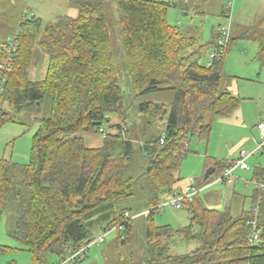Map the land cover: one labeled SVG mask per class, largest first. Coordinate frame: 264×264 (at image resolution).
Returning a JSON list of instances; mask_svg holds the SVG:
<instances>
[{
  "label": "trees",
  "instance_id": "trees-1",
  "mask_svg": "<svg viewBox=\"0 0 264 264\" xmlns=\"http://www.w3.org/2000/svg\"><path fill=\"white\" fill-rule=\"evenodd\" d=\"M111 1L119 17L133 90L140 95L174 93L170 107L151 102L139 105L148 118H166L164 134L139 147L148 161L141 176L146 181L143 189L148 202L141 264H264L260 206L264 190L257 191L260 195L255 192L256 203L250 210L233 217L229 208L205 207L199 199L200 189L186 186L196 193L181 200L178 210L188 212L189 223L173 229L153 222L155 212L164 209L159 205L161 196L172 195L171 200L185 194L176 182L190 137L209 136L214 120L229 117L241 100L220 89L224 56L235 39L230 37L223 54L211 59L209 66L200 64L199 39L185 36L168 22L167 11L173 4L162 0ZM75 6V18L62 19L43 30L40 19L22 18L11 57L8 40L12 37L0 42V65L9 59V66L0 70V129L15 123V113L39 114L45 99L50 104L48 118L37 121L28 163L19 165L0 158V217L17 205L15 227L8 235L23 246L33 264H52L47 254L64 258L89 245L97 232L101 235L111 230L108 235L115 233V240L124 244L134 230L132 210L117 208L132 198L136 181L128 174L133 141L128 137L127 111L117 82L104 6L89 0H77ZM219 30H214L211 42L215 52ZM41 31L47 41H38ZM242 39L259 45L257 56H262L264 67V32L249 29ZM37 44L48 56L46 75L31 82L28 74ZM86 134L101 135L102 144L86 146ZM231 165L208 158L205 166L213 172L197 182L198 186H230L217 181ZM254 179L264 182V169L256 167ZM157 193H161L158 199ZM251 219H255L258 231V242L252 246L248 241ZM175 237L197 248L186 255L170 256ZM7 249L0 246V253ZM88 250L83 259L72 264L87 259Z\"/></svg>",
  "mask_w": 264,
  "mask_h": 264
},
{
  "label": "rangeland",
  "instance_id": "rangeland-1",
  "mask_svg": "<svg viewBox=\"0 0 264 264\" xmlns=\"http://www.w3.org/2000/svg\"><path fill=\"white\" fill-rule=\"evenodd\" d=\"M76 1L13 0L12 6H10L9 1L0 0V42L7 41L8 37L14 34V30L18 28L21 18L30 17L34 12L40 13L44 17L43 30L56 24V18L51 16L54 10H59V15H63L68 5L76 8ZM89 1L100 2L104 6L117 82L122 90L123 104L127 111L128 137L133 141L134 157L131 160L128 174L136 182L132 198L120 202L117 206L118 209H131L132 214H134V230L130 239L122 244L119 240H115L116 234L111 233L105 238L104 243L90 246L86 255L87 259L80 264H141V256H143L144 251L141 247L144 216L148 212L146 189H143L146 181L141 176L143 171L147 170L148 161L139 147L142 143L164 134L166 118H148L139 111V105L142 102H151L152 104L170 107L174 93L168 90L140 95L133 90L127 72V59L116 6L111 0ZM213 1L216 2V0H210L205 4H211L208 11L209 14L205 18L196 14L186 13L191 9L186 11L168 9L167 11L169 24L184 31L183 34L185 36H193L199 39L202 49H199L197 58L200 64H207V66L210 65L209 54L213 50L210 30L211 27L217 28L220 20L217 6L214 7ZM224 1H220L223 9L225 7L228 8ZM190 2L188 4L189 8L202 5L200 0H191ZM2 5L3 8H1ZM75 15L76 13H72L73 17ZM179 22L181 25L178 24ZM190 23L193 25L188 30L190 31L189 34H186L184 26ZM224 23L225 21L222 20L221 24L223 25ZM195 28H198V31ZM235 34L234 32V39L237 37ZM38 41H47L42 31ZM257 49L258 45L252 40L235 39L230 51L225 54L220 89L229 88L231 94L241 100L230 117L225 119L216 118L214 120L209 136L195 134L190 137L187 144V152L181 159L177 174L176 187L179 190H184L186 186L197 187L200 189L199 199L205 207L218 210L229 208L233 217L239 215L242 211L250 210L256 203L254 195L259 190V187L253 183V174L256 167L264 168V148H260L259 153L246 161L247 170L240 171L236 169L234 171L232 185L226 186L225 183L213 186L207 183L198 186L197 182L203 179L207 170L205 164L208 158L232 163L240 150L248 153L251 151L250 148L244 144H239L238 141L243 126H236L230 120L231 117L235 116L236 112H240L242 116H245L243 120L250 130L260 119H264V70L259 71L258 64V60L263 58L262 56H257L256 58ZM243 50L247 51V53L243 52ZM47 61V54L37 44L33 50V59L28 74V79L31 82L44 79ZM43 68L45 70L42 71V76H39V71L43 70ZM49 108V101L45 99L39 107V114L27 113L26 111L14 114L13 120L15 123H8L0 129V158L19 165L28 163L32 136L37 130V121L48 118ZM22 125L28 126V128ZM100 138L101 135H99L98 139ZM19 176L20 174H15L17 180H19ZM157 194L158 199L161 193ZM257 194L260 195L258 192ZM170 197L172 195L159 198V205H164V209L155 212L153 222L156 226H170L173 229L184 227L189 223V214L185 209L174 210L169 206L167 203ZM261 199V219L264 220V191ZM17 214V205H13L0 217V246L8 248L3 253H0V264H8L10 262L14 264H33L30 255L24 251L23 246L8 235V232L15 227ZM96 232L97 230L94 233ZM95 235H100V232ZM196 248V244L187 243L175 237L172 240L169 255L173 257L186 255ZM46 257L50 263L55 264L57 261L54 255L47 254Z\"/></svg>",
  "mask_w": 264,
  "mask_h": 264
},
{
  "label": "crops",
  "instance_id": "crops-1",
  "mask_svg": "<svg viewBox=\"0 0 264 264\" xmlns=\"http://www.w3.org/2000/svg\"><path fill=\"white\" fill-rule=\"evenodd\" d=\"M6 1L7 2L9 1L10 6H12L13 0H6ZM162 1H166L170 4H173L174 7H171L169 10L179 9L182 11H186L188 9H191L190 11H187L186 13L196 14L199 17H203V18H205L209 14L208 11L210 10V7H211V4L205 5L210 0H200L201 1L200 4H202L201 6H194L191 8H189V6H188V4L191 3L190 2L191 0H162ZM220 1H222V0H216V2L213 1L214 7L217 6L216 8L219 12L220 20L218 22L219 24H217L218 25L217 28L211 27V30H210L211 40H214V38H215L214 32L216 31V29L218 30V28H220L221 26L226 24V22L229 18H230V37L233 40H234V35H233L234 32L236 33L235 35H237V37L235 39H240V40H251V39H242L243 34L249 29H253L255 32H264V0H225L224 4L226 2V5L228 8L225 7L224 9L222 8ZM1 8H3V5L1 6ZM72 13L77 14V10H76V8L71 7V5L70 6L68 5V8L66 9V12L63 15H59V10H54L53 15L51 14V16H54V18H56L55 23H57L62 19L75 18L76 15L73 17ZM49 14H50V11H49ZM30 17H35V18L40 19L41 25L44 23V21H43L44 17L40 13L34 12L32 15H30ZM222 20L225 21V23L223 25L221 24ZM178 24L181 25L180 22ZM191 25H193V24L190 23V24L184 26V28L186 30V34H189L190 31H188V30L190 29ZM18 26H19V24H18ZM18 30H19V27L14 30L13 35H15V33ZM195 30L198 31V28H195ZM180 31L184 32L182 30H180ZM203 31H204V29L201 32L203 33ZM13 35H10L8 38L12 37ZM233 43H234V41H233ZM212 52L215 53L214 49L212 50ZM243 52L247 53V51H245V50H243ZM256 52H257L256 53V58H257V55L259 53V45H258V49L256 50ZM211 53L209 54V57H210ZM222 54H219V55H222ZM259 60H258L259 71H263L264 67L261 65L262 61H261V59H259ZM46 67H47V65H46ZM44 70L45 69L43 68V70L39 71V76H42V71H44ZM38 80H40V79H38ZM223 90H226L231 94V92L229 91V88H227V89L223 88ZM234 112H235V110L231 113V115ZM243 117L245 118V116H242L240 112H236L235 116L231 117L230 121L233 122L236 126H240V125L243 126V130L240 132V136L238 137V141H239V144H244L246 147L250 148L251 151L249 153H251L252 151H254L257 148V144L260 143V141H261V135L259 134V131L257 130V124L258 123H264V119H260L257 122V124L255 123L256 125L254 124V126L249 130L248 126L245 125ZM226 118H228V117H226ZM220 119H223V118H220ZM34 134H35V132H34ZM98 137H99V135L86 134L83 136V139H84L86 146L97 148L102 144L101 138L98 139ZM252 142H254V143H252ZM262 148H264V146ZM257 152L259 153L260 149ZM254 155L255 154H253L252 156H254ZM252 156L248 157V159H250ZM237 157H238V155L236 154L235 159ZM261 168L264 169L263 167H261ZM240 171H243V170H240ZM253 183L257 184V185H264V182H258L255 179L253 180ZM228 184L232 185L233 180H230L228 182Z\"/></svg>",
  "mask_w": 264,
  "mask_h": 264
},
{
  "label": "built area",
  "instance_id": "built-area-1",
  "mask_svg": "<svg viewBox=\"0 0 264 264\" xmlns=\"http://www.w3.org/2000/svg\"><path fill=\"white\" fill-rule=\"evenodd\" d=\"M229 18V17H228ZM229 21L226 22L223 26L220 27L219 30V38L217 40V52H212L210 55V59H214L216 55L222 54L224 50L226 49L227 43L230 39V18L228 19ZM16 36L12 37L11 39L8 40V47H9V52L10 50H14L16 48ZM10 57V56H9ZM9 62V59L7 60ZM7 67V65L2 66L0 65V70H4ZM257 130L259 131V134L261 135V141L260 143L257 144V148L252 151L251 153L245 152L241 150L238 154V157L231 163V167L228 168L225 171L224 176L219 179L217 182H222L226 181L229 182L232 178V173L235 169L238 170H246L248 169V166L246 164V161L248 157L252 156L253 154L258 153L257 151L264 146V123H258L257 124ZM226 178H229L226 180ZM260 190H264V185H258ZM195 190H193L191 187H186L185 188V194L182 196H175L173 199L168 201V204L174 208V209H181V200L183 199H190L192 194H195ZM257 208L252 210V213H256ZM249 225L252 226V232L249 236L248 241L250 242L251 246L253 244H256L258 242V231L256 229V221L255 219H251L249 222ZM111 232V230H107L101 235L97 236L94 241H92L89 245L83 246L78 250H74L75 252L69 253L66 257L58 259V261L55 264H72L74 261L77 259H83L84 257V252L88 250V248L93 245V244H101L104 238Z\"/></svg>",
  "mask_w": 264,
  "mask_h": 264
},
{
  "label": "water",
  "instance_id": "water-1",
  "mask_svg": "<svg viewBox=\"0 0 264 264\" xmlns=\"http://www.w3.org/2000/svg\"><path fill=\"white\" fill-rule=\"evenodd\" d=\"M99 125V124H97ZM213 172V168H208L203 176V179H207V177Z\"/></svg>",
  "mask_w": 264,
  "mask_h": 264
},
{
  "label": "bare ground",
  "instance_id": "bare-ground-1",
  "mask_svg": "<svg viewBox=\"0 0 264 264\" xmlns=\"http://www.w3.org/2000/svg\"><path fill=\"white\" fill-rule=\"evenodd\" d=\"M8 53H9V56L11 57L12 53H11V52H8ZM8 64H9V62H4V63H2L1 65H2V66H5V65L9 66Z\"/></svg>",
  "mask_w": 264,
  "mask_h": 264
},
{
  "label": "clouds",
  "instance_id": "clouds-1",
  "mask_svg": "<svg viewBox=\"0 0 264 264\" xmlns=\"http://www.w3.org/2000/svg\"><path fill=\"white\" fill-rule=\"evenodd\" d=\"M18 34V31L15 33V35H17ZM15 35H13V37L15 36ZM210 58V57H209Z\"/></svg>",
  "mask_w": 264,
  "mask_h": 264
}]
</instances>
